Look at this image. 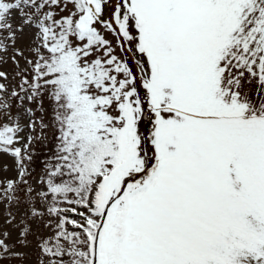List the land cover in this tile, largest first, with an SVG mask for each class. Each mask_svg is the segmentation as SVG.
<instances>
[{
  "label": "snow or ice",
  "instance_id": "6c2138e0",
  "mask_svg": "<svg viewBox=\"0 0 264 264\" xmlns=\"http://www.w3.org/2000/svg\"><path fill=\"white\" fill-rule=\"evenodd\" d=\"M9 61L0 264H264V0H0Z\"/></svg>",
  "mask_w": 264,
  "mask_h": 264
},
{
  "label": "rangeland",
  "instance_id": "374dc122",
  "mask_svg": "<svg viewBox=\"0 0 264 264\" xmlns=\"http://www.w3.org/2000/svg\"><path fill=\"white\" fill-rule=\"evenodd\" d=\"M111 38V37H110ZM13 65L11 61H9L6 65H0V70H5L8 72H12ZM9 165V170L4 171V165ZM39 174V172H38ZM37 174V175H38ZM5 177L8 178H15L16 177V170H15V163L14 159L7 155L0 153V179H3ZM8 211H12L13 214L17 216L16 223H19L20 217L22 215V209L17 210V208L12 207L9 208L6 203L0 202V231L5 230V220L7 218ZM23 225H20V228H22ZM7 230L11 231L13 239L17 238L20 234V229L16 227L8 226ZM39 233H46L47 230L44 229L42 226L38 229ZM29 239L31 240V246L27 249H22L23 251H26L29 253V258L25 261H21L18 259H12V260H6L3 262V264H37V257H38V248H37V240L35 236H30Z\"/></svg>",
  "mask_w": 264,
  "mask_h": 264
},
{
  "label": "trees",
  "instance_id": "16d2710c",
  "mask_svg": "<svg viewBox=\"0 0 264 264\" xmlns=\"http://www.w3.org/2000/svg\"><path fill=\"white\" fill-rule=\"evenodd\" d=\"M51 147V145L49 146ZM43 159V155L39 156V158L37 159V163H36V166L35 167H38L40 168L42 166V164L40 163V161Z\"/></svg>",
  "mask_w": 264,
  "mask_h": 264
}]
</instances>
